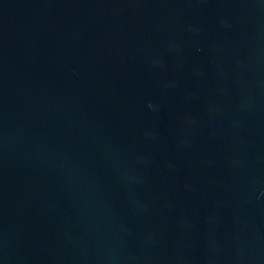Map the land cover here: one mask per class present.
Here are the masks:
<instances>
[{"label":"water","instance_id":"water-1","mask_svg":"<svg viewBox=\"0 0 264 264\" xmlns=\"http://www.w3.org/2000/svg\"><path fill=\"white\" fill-rule=\"evenodd\" d=\"M0 264H264V0H0Z\"/></svg>","mask_w":264,"mask_h":264}]
</instances>
